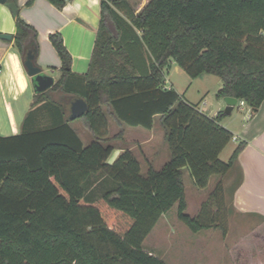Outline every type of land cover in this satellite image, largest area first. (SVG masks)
I'll list each match as a JSON object with an SVG mask.
<instances>
[{"label":"trees","instance_id":"obj_1","mask_svg":"<svg viewBox=\"0 0 264 264\" xmlns=\"http://www.w3.org/2000/svg\"><path fill=\"white\" fill-rule=\"evenodd\" d=\"M16 1V0H7ZM62 8L66 0H50ZM14 44L24 59L38 53V32L15 14ZM50 40L62 60V76L36 93L16 135H0V264H167L144 247L158 220L175 204L192 231L228 226L224 187L189 215L184 183L188 169L200 188L214 174H227L246 146L228 162L219 155L233 138L175 89L161 87L170 60L192 78L218 76V98L233 96L252 108L264 101V0H149L136 12L129 0H101V22L85 75L71 70L72 56L60 33ZM150 62L142 71L141 57ZM77 93L88 104L80 118L93 139L85 145L72 127L67 103L51 91ZM70 102L72 105L73 102ZM70 105V106H71ZM42 111L49 119L37 124ZM255 114L254 112H252ZM129 126L152 128L160 115L170 158L141 173L125 149L109 162L114 146L107 116ZM123 137V133L114 138ZM231 188L232 195L242 180ZM231 208V207H230ZM228 212V213H227Z\"/></svg>","mask_w":264,"mask_h":264},{"label":"crops","instance_id":"obj_2","mask_svg":"<svg viewBox=\"0 0 264 264\" xmlns=\"http://www.w3.org/2000/svg\"><path fill=\"white\" fill-rule=\"evenodd\" d=\"M15 2L18 5L19 15L38 32L37 66L44 73L52 75L55 82L61 78L62 60L50 40V34L58 32L62 35L64 44L72 56V72L76 75H85L90 67L100 27L101 0H66L62 8L57 7L50 0H16ZM16 30L15 14L6 3L0 2V34L12 35L11 39L0 37V68L2 70L0 73L1 136L16 135L23 131L24 119L32 109V103L37 93L32 77L27 74L24 65L25 59L14 44ZM140 62L142 71H146L150 62L148 54H144ZM173 67L174 70H177L180 66L175 61L170 60L168 65L164 67V79L161 87L175 89L183 95L185 101L196 104L198 107L200 101L191 100L189 94L195 81L202 88L206 79H200V77H203L204 74L197 78H190V85L180 90L174 87L172 81L171 69ZM222 85L223 82H220L219 89ZM59 93H61V90L51 91L50 96L56 100L59 99ZM238 103L243 104L244 102L239 101ZM201 105L202 107L198 109L210 117H216L220 112L221 104L219 105V103L215 112L206 111L207 102L205 100ZM48 119L49 112L42 111L34 118V122L40 124ZM107 120L108 136L114 146L112 155L118 157L125 149H129L142 162L141 157L135 153L133 147L113 144L116 142L115 140L120 143L123 140L126 141L124 136L131 132L139 136L134 138V144L139 150H142L144 160L146 162L150 161L149 164L152 166L153 163L147 149L151 145L149 144L151 136L155 133V122L157 120L160 122V115L154 116L153 127L150 129L118 123L110 115L107 116ZM245 120L247 123L240 133H235L222 124L231 130L234 135L233 139L239 141V143L246 142V146L238 156L237 165L242 170L243 176L232 195V209L238 216L248 218L251 221L248 225H245V223L243 225L236 220V243L233 246L237 248V251L241 248L244 249L248 258H242L244 264H264V101L257 113L251 115V112H246ZM82 127H84L83 123ZM74 129L76 130V128ZM83 129L87 131L81 132L84 137L78 130L76 131L84 144L88 145L93 136L85 127ZM120 133H123V137L114 138ZM231 231L232 228L230 227L227 237L231 235ZM238 264L240 263L238 262Z\"/></svg>","mask_w":264,"mask_h":264},{"label":"rangeland","instance_id":"obj_3","mask_svg":"<svg viewBox=\"0 0 264 264\" xmlns=\"http://www.w3.org/2000/svg\"><path fill=\"white\" fill-rule=\"evenodd\" d=\"M148 1L149 0H129V4L136 12H138ZM172 61L175 60L172 59ZM171 77L174 82V87L180 90L184 89L187 85H190V78H192L182 67H178L177 70H174L173 67V69H171ZM200 79H206V81L203 83L202 88L195 81L193 85L194 87L189 94V98L193 101H200L198 108L202 107L201 103L203 104V101L205 100L207 102L205 108L207 112L217 111V107L220 104V112H224L226 102L223 98L217 97L219 83L222 82L221 79L212 74H204ZM58 95L59 99H56L55 101L66 102L68 105L67 110L69 112L70 108L71 112L70 102L79 94L61 90V93ZM246 112H251V115H253L252 109L249 105L238 103L230 115L224 116L222 124L233 130L235 133H240L247 123L245 120ZM80 118L70 120V123L81 135H83L81 132L85 131V129L82 127V120ZM155 128V133L151 136V141L149 142L151 145L148 146L147 152L153 163L152 166L159 169L167 160H169L171 153L169 146L164 139L165 131L158 120L155 122ZM136 137L139 136L130 132L128 135L124 136L126 141L123 140V144L117 140H115L116 142L113 144L133 147L135 153L141 157V173L145 176L151 164H149L150 161L146 162V160H144L142 150H139V148L135 146L134 138ZM237 144H239V141L232 138L220 153V159L228 162ZM113 157L114 156L112 155L109 158V162H113L117 158V156ZM184 177L188 203L186 212L191 216L197 215L206 202H208L207 207H210L211 212L220 213L217 204L211 202V196L216 186L220 182L222 183L225 195L223 208L225 211L230 209L229 213L227 212L228 214L225 213L223 219L226 221L225 223L228 226V230L230 227L232 228L231 235L227 237V234L224 235L220 228L203 229L198 232L192 231L179 219L178 205L175 204L158 220L153 230L146 237L144 241L145 249L162 258L167 264H238V262L244 264L242 258H247L244 249L241 248L237 251V248H234L233 246L236 243V220H238L237 222H240L239 224L242 223L243 225L244 223L245 225H248L251 221L248 218L238 216L232 209L231 188L240 177L239 166L235 164L227 174L212 175L205 188H200L195 184L188 169L184 170Z\"/></svg>","mask_w":264,"mask_h":264},{"label":"water","instance_id":"obj_4","mask_svg":"<svg viewBox=\"0 0 264 264\" xmlns=\"http://www.w3.org/2000/svg\"><path fill=\"white\" fill-rule=\"evenodd\" d=\"M1 3H6L14 14L18 13V5L16 2L0 0ZM1 38L11 39L12 35L10 34H0ZM35 54L33 50H29L27 56L25 58V68L27 70V74L32 77L33 85L37 93H42L51 88L55 79L52 75L46 74L42 71V69L34 63ZM226 102V108L224 110L225 115H230L234 110L235 106L238 104L239 99L233 96L224 97ZM88 110V104L84 98H77L73 101L71 105V113L70 120H75L77 118L82 117ZM252 112L257 113L258 108H252Z\"/></svg>","mask_w":264,"mask_h":264},{"label":"built area","instance_id":"obj_5","mask_svg":"<svg viewBox=\"0 0 264 264\" xmlns=\"http://www.w3.org/2000/svg\"><path fill=\"white\" fill-rule=\"evenodd\" d=\"M1 71H2V70H1V68H0V73H1ZM242 103H243V102H242Z\"/></svg>","mask_w":264,"mask_h":264}]
</instances>
